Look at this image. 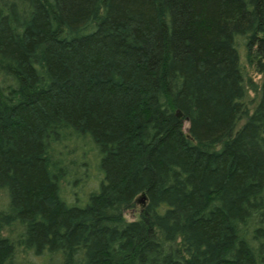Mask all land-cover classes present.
Masks as SVG:
<instances>
[{
	"label": "trees",
	"instance_id": "16d2710c",
	"mask_svg": "<svg viewBox=\"0 0 264 264\" xmlns=\"http://www.w3.org/2000/svg\"><path fill=\"white\" fill-rule=\"evenodd\" d=\"M29 1L34 11L26 20L14 14L13 25L0 23V54L17 82L0 88V185L26 220L23 241L83 245L87 264H116L125 251L137 264H156L155 249L143 245L145 224L107 217L119 199L145 188L151 205L144 218L167 202L171 208L153 222L169 239L185 230L189 242L186 260L182 249L173 256L170 248L171 257L160 261L257 264L251 249L264 219L248 210L264 177V140L256 138L264 100L223 152L214 153L210 142L238 113L243 78L234 33L264 32V0H56L55 8ZM254 48L264 66L260 35ZM32 64L41 67V81ZM139 103L148 104L146 114L132 117ZM59 116L77 119L109 146L106 194L83 217L47 202L55 186L42 142ZM184 119L190 134L178 129ZM7 253L0 240V260Z\"/></svg>",
	"mask_w": 264,
	"mask_h": 264
},
{
	"label": "rangeland",
	"instance_id": "374dc122",
	"mask_svg": "<svg viewBox=\"0 0 264 264\" xmlns=\"http://www.w3.org/2000/svg\"><path fill=\"white\" fill-rule=\"evenodd\" d=\"M56 7V0H49ZM103 10V9H102ZM34 11L33 5L29 0H0V23L4 22L3 19L13 25L14 17L20 16L26 20ZM15 14V15H14ZM2 21V22H1ZM63 27L71 34L72 31L66 24ZM94 32L92 31L90 33ZM254 29L247 35L241 33H234L236 36V46L239 57L237 59V66L242 72V82L240 83V94L235 97V103L238 106V113L233 119L229 130L219 136L218 139L210 142L212 144L211 150L214 153L223 152L227 141L233 140L241 129L246 127L252 119V116L257 112V106L264 100L263 87H264V66L263 63H258L261 57L257 54L254 44L260 35L264 38V32H259ZM85 35L79 33V36ZM78 36V37H79ZM73 37V36H72ZM10 61L0 54V88H4L10 84L16 85L15 74L9 70ZM34 74L38 81L42 80V70L38 65H33ZM12 72V73H11ZM40 79V80H39ZM173 85V84H172ZM176 95V93H175ZM148 104L139 103L138 109L132 112V117L145 115ZM163 109V108H162ZM180 112V109H177ZM168 116L170 113L164 111ZM177 115V114H176ZM72 117H75L74 115ZM68 118V119H66ZM77 118V117H76ZM74 118L59 116L49 126L47 136L43 140L44 150L43 158L48 161V169L53 176V184L55 186V193L47 199V202L63 206L75 214V217H83L84 214L92 208L93 202L98 198L105 196L106 191L103 188L109 184L108 173L104 166V162L108 159L110 152L109 146L104 147L98 142L90 130L82 129L75 124ZM77 123V122H76ZM80 123H83L81 121ZM258 124V123H257ZM191 123L189 120L184 119L178 129L180 133L190 134ZM153 128H148V133ZM138 132V131H137ZM154 133H151V138L146 137L144 144L153 140ZM184 137V136H183ZM256 138L258 141L264 140V127L259 125L257 127ZM186 139V138H185ZM184 139V140H185ZM187 141V140H185ZM192 142V143H191ZM193 144L195 142L191 141ZM194 145V144H193ZM141 197L143 200L141 201ZM94 200V201H93ZM133 201L135 204H133ZM254 205L248 210L257 214L259 218L264 219V177L258 191L254 194L252 201ZM13 200L9 194V187L0 185V240L5 241L8 246V253L5 260H0V264H87V247L68 249L64 246L63 240L60 238L55 244H45L42 246L34 245L27 239L28 227H24L26 220L23 217L14 213L15 209L12 206ZM99 204V203H98ZM151 205V199L145 188L139 189L133 193V196L119 199L112 210H109L107 217L115 216L123 218L128 224L132 222L143 223L144 247L155 249L153 254L150 253L152 260L156 264H163L160 261L161 255L164 254L165 259L170 256V248H173V256H177L178 251L182 249L180 259L186 260L189 242L187 241V234L183 230H177L172 238L167 235L153 222L152 216L163 217L165 212L171 208L167 202H158L153 206V210L148 220L144 218V213ZM247 214V213H246ZM86 216V215H85ZM127 224V225H128ZM116 230L119 233L124 232L125 226L121 225ZM232 233L235 234L234 223L231 225ZM152 231L153 237L148 234V230ZM115 229V228H114ZM146 233V234H145ZM179 234V235H178ZM121 236V235H118ZM121 238V237H120ZM127 238L125 237V240ZM256 251L252 255L257 264L264 262V221L260 222L258 233L256 234ZM179 246V247H178ZM185 246V247H184ZM185 248V249H184ZM137 247V254L141 257ZM179 249V250H178ZM110 253V250H109ZM129 253L125 251L115 259L116 264L123 262V264H137L136 256H128ZM165 264V263H164Z\"/></svg>",
	"mask_w": 264,
	"mask_h": 264
},
{
	"label": "water",
	"instance_id": "95a60500",
	"mask_svg": "<svg viewBox=\"0 0 264 264\" xmlns=\"http://www.w3.org/2000/svg\"><path fill=\"white\" fill-rule=\"evenodd\" d=\"M176 114L177 115H179L180 114V112H179V110H176ZM141 201L143 200V198L141 197V199H140Z\"/></svg>",
	"mask_w": 264,
	"mask_h": 264
}]
</instances>
